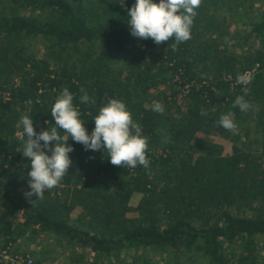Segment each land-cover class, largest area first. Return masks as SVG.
<instances>
[{"label": "trees", "instance_id": "obj_1", "mask_svg": "<svg viewBox=\"0 0 264 264\" xmlns=\"http://www.w3.org/2000/svg\"><path fill=\"white\" fill-rule=\"evenodd\" d=\"M248 1L202 0L191 39L173 51L174 38L157 45L131 35L135 0H0V246L52 233L98 254L200 249L212 264H256L255 239L264 236V8L243 31L228 21ZM64 88L89 134L107 100H122L149 138L151 174L113 166L103 150L69 139L63 181L43 199L26 197L20 118H32L37 133L50 130ZM238 96L251 104L247 112L233 107ZM157 101L163 114L152 110ZM228 112L235 132L215 126ZM135 192L142 196L132 207ZM239 239L241 253H227Z\"/></svg>", "mask_w": 264, "mask_h": 264}, {"label": "clouds", "instance_id": "obj_2", "mask_svg": "<svg viewBox=\"0 0 264 264\" xmlns=\"http://www.w3.org/2000/svg\"><path fill=\"white\" fill-rule=\"evenodd\" d=\"M201 3L202 0H159L158 3L154 0H135L127 13L131 35L143 40L151 39L157 45L174 38L175 43L171 47L176 51L178 44L191 39L194 17ZM238 82H242V78H238ZM81 92V102L87 103V92L84 89ZM28 104H31V100ZM237 106L242 112H247L252 107L240 96L233 103V107ZM152 110L163 114L165 109L157 101ZM200 115L207 113L202 111ZM80 116L79 110L74 106V94L64 88L51 107L55 126L50 130L37 133L32 118L28 115L20 118L19 124L22 125L23 136L26 137L21 153L30 158V171L27 173L30 177V191L25 193L26 197L35 195L36 200L43 199L46 189L51 190L63 181L72 166L69 154L74 149L68 144L69 139L82 144L86 151L103 150L113 166H143L151 174L147 157L149 138L142 134L141 125L133 119L131 111L122 100H107L93 119L95 127L91 134ZM215 126L235 132L237 124L234 114H222L215 121Z\"/></svg>", "mask_w": 264, "mask_h": 264}, {"label": "rangeland", "instance_id": "obj_3", "mask_svg": "<svg viewBox=\"0 0 264 264\" xmlns=\"http://www.w3.org/2000/svg\"><path fill=\"white\" fill-rule=\"evenodd\" d=\"M86 5L93 3V0H84ZM248 6V7H247ZM264 8V0H249L246 7L237 8L234 15L228 16L231 30L243 31L248 26L249 20L256 17ZM238 39H230L236 42ZM37 51L43 52V47L39 40H32ZM204 139H209L205 134H201ZM142 193L135 192L130 205L136 207L141 199ZM81 209L77 208L72 212V218L76 220ZM130 216L137 215L135 210L129 212ZM16 221L20 220V215L15 216ZM256 249L259 253V260L256 264H264V236L255 239ZM239 239L234 244L226 245V251L230 255H238L242 251ZM20 251L31 254L41 262H57L61 264H212L210 258L203 254L202 250H184L175 254L174 250L158 249L154 247H128L123 250L113 251L111 254L94 252L84 248L69 240L68 238L52 233H30L28 236L20 237L16 243Z\"/></svg>", "mask_w": 264, "mask_h": 264}, {"label": "built area", "instance_id": "obj_4", "mask_svg": "<svg viewBox=\"0 0 264 264\" xmlns=\"http://www.w3.org/2000/svg\"><path fill=\"white\" fill-rule=\"evenodd\" d=\"M250 76V72L246 74V77ZM0 262L4 264H61L57 262H41L34 256L24 251L16 249V246L10 244L6 247L0 246ZM78 264V263H70Z\"/></svg>", "mask_w": 264, "mask_h": 264}]
</instances>
